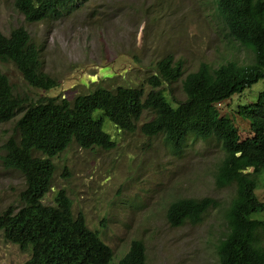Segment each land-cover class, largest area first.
I'll return each instance as SVG.
<instances>
[{"label": "rangeland", "instance_id": "374dc122", "mask_svg": "<svg viewBox=\"0 0 264 264\" xmlns=\"http://www.w3.org/2000/svg\"><path fill=\"white\" fill-rule=\"evenodd\" d=\"M216 0H85L76 8L60 9L40 22L28 23L16 11L13 0H0V32L8 35L24 28L39 46L43 72L59 86L50 91L30 88L11 63H0L15 94L30 101L42 96L64 95L68 99L97 87L117 86L150 89L147 80L165 56L182 64V77L164 86L171 100L185 95L181 79L206 63L216 69L228 62L245 65L252 55L228 36L216 12ZM262 88L255 84L253 94ZM246 92L241 98L247 100ZM237 97L216 108L232 119L241 137L248 135V122L230 108ZM174 105V104H173ZM175 106V105H174ZM12 121L0 125V156L4 142L13 134ZM152 118L144 112L131 133L118 131L106 119L103 130L115 142L105 151L85 150L71 144L53 159L55 173L51 191L42 200L53 205L63 191L74 216L82 215L86 226L111 249L113 262L142 242L146 264H218L215 247L227 233L225 209L235 186L218 188L215 171L224 157L214 141L190 139L179 151L162 137H146L138 127ZM255 194L264 202V172L258 176ZM23 177L0 165V213L19 207ZM209 197L218 202L200 224L169 227L167 206L182 198ZM252 218L263 219L264 211ZM29 253L4 241L0 232V264H20Z\"/></svg>", "mask_w": 264, "mask_h": 264}, {"label": "trees", "instance_id": "16d2710c", "mask_svg": "<svg viewBox=\"0 0 264 264\" xmlns=\"http://www.w3.org/2000/svg\"><path fill=\"white\" fill-rule=\"evenodd\" d=\"M85 0H13V6L28 23L40 22L60 9L76 8ZM216 12L228 36L249 51L248 64L228 62L216 69L201 63L181 79L185 98H168L164 86L182 77V64L165 56L157 62L155 74L147 80L150 89L117 86L97 87L71 99L64 95L42 96L30 101L15 94L0 72V125L16 116L13 134L3 144L0 165L23 177L19 207L0 213V232L5 242L29 253L20 264H146L142 242L133 240L129 250L113 262L111 249L96 232L88 229L82 215L74 216L63 191L53 205L42 200L51 191L55 173L53 159L71 144L89 150L115 147L103 130L107 119L118 131L133 132L144 112L152 113L138 129L144 136H160L172 150L192 140L214 141L224 157L215 171L218 188L235 186L225 209L227 233L215 247L218 264H264V218H252L264 211L255 194L258 176L264 172V0H216ZM0 63H11L33 89L50 91L58 81L43 72L39 46L29 33L17 27L0 32ZM261 82L262 88H251ZM252 95L242 101L243 95ZM236 96L235 114L248 122L250 132L241 137L231 118L216 108ZM175 106H174V105ZM212 198H182L166 208L169 227L200 224L218 207Z\"/></svg>", "mask_w": 264, "mask_h": 264}, {"label": "clouds", "instance_id": "9594fccd", "mask_svg": "<svg viewBox=\"0 0 264 264\" xmlns=\"http://www.w3.org/2000/svg\"><path fill=\"white\" fill-rule=\"evenodd\" d=\"M90 230V229H89Z\"/></svg>", "mask_w": 264, "mask_h": 264}]
</instances>
